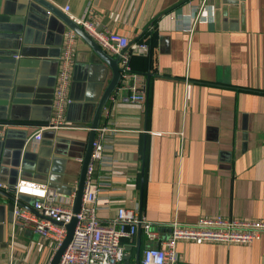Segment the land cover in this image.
I'll use <instances>...</instances> for the list:
<instances>
[{
    "label": "crops",
    "instance_id": "0c3cea01",
    "mask_svg": "<svg viewBox=\"0 0 264 264\" xmlns=\"http://www.w3.org/2000/svg\"><path fill=\"white\" fill-rule=\"evenodd\" d=\"M43 1L69 18L91 14L97 30L151 50L150 70L149 54L129 62L132 72L149 73H138L146 102H127L130 92L119 85L98 117L96 132L108 130L93 177L101 221L118 208H137L167 236L172 223L201 217L264 220V0ZM29 3L0 0L3 24H45L42 33L50 34V44L28 46L40 54L15 58L19 50L0 33V264L50 263L51 242L12 226L13 187L19 180L46 184L73 209L89 129L113 77L104 56L115 60L73 31L70 103L62 124L46 128L53 125L61 47L72 30ZM138 243L158 245L137 231L126 246L133 264ZM175 253L184 264H264V234L247 245L181 240Z\"/></svg>",
    "mask_w": 264,
    "mask_h": 264
},
{
    "label": "built area",
    "instance_id": "2783aa9c",
    "mask_svg": "<svg viewBox=\"0 0 264 264\" xmlns=\"http://www.w3.org/2000/svg\"><path fill=\"white\" fill-rule=\"evenodd\" d=\"M205 1L202 0V4ZM68 9L64 7L63 12L68 13ZM69 19L99 48L115 57L120 70L119 85L130 92L125 100L143 105L146 102V90L138 84L140 74L132 72L129 60L135 55L147 56L149 46L144 42H130L127 38L109 31H98L91 14L84 19ZM75 40L73 31H68L64 36L54 90L53 125L46 128L62 124L63 114L70 103L67 91ZM128 80L132 82L126 85ZM42 129L33 135L35 141L41 139ZM107 131L106 128L98 130L92 142L81 206L77 214L73 213L69 204L63 205L56 192L46 184L19 180L13 187L12 226L30 230L41 240L51 242L54 253L66 237V226L72 218L76 219L72 238L58 264H133L131 257L129 262L125 260V256L129 255L126 246L133 241L138 229L142 230L148 242L158 244L155 247L147 245L141 249L139 264H184L178 262L175 253V244L181 240L237 245L260 240L264 234V220L201 217L192 225L172 223L167 236H160L137 208H118L113 219L107 223L101 221L96 209L99 189L93 177L96 164L103 160L102 139ZM2 132L3 129L0 128V134ZM75 191L76 187L70 198L71 203ZM22 197L31 198L30 206L21 203Z\"/></svg>",
    "mask_w": 264,
    "mask_h": 264
},
{
    "label": "water",
    "instance_id": "95a60500",
    "mask_svg": "<svg viewBox=\"0 0 264 264\" xmlns=\"http://www.w3.org/2000/svg\"><path fill=\"white\" fill-rule=\"evenodd\" d=\"M28 1L31 2V3H29L30 6H31V4H36V5H39L43 8H45L47 10L46 13H48V14L51 12L55 13L61 22L62 29L64 27L70 28L72 31H74L76 34H78L81 38L85 39L92 46V48L95 51L101 53V49L93 42V40L79 26H77L73 21H71L68 18V16H65L61 13H58L55 8H53L52 6H50L49 4H47L43 0H28ZM44 25L45 24H41V25H39V27H37V26H35V24L30 25L29 23L27 24L26 21H23V22L14 23L13 26L12 25L6 26L0 20V33L5 32L11 36V37L9 36L7 41H9V43L13 45V49L19 50V53L16 54V56H14L15 58L17 56H19V57L20 56L21 57L22 56L23 57L36 56L37 54H40V53H36L35 51L29 49L28 46L30 44H35V45H37V44L40 45L42 43L43 44H50V41H49L50 34L49 33H47V34L42 33V30H44V27L46 26V25L45 26ZM49 26H50V23H49L48 27ZM104 59L111 66L113 77H112V80H111L109 86L106 88V90H105V92H104V94H103V96L99 102L98 108L96 110V114H95L94 119L92 121V125L89 129L90 134H89L87 149H86L85 155H84L83 160H82L81 172H80V176H79L78 183L76 186V191H75L76 196H75V203H74V207H73V213L74 214H77L79 212L80 206H81V198H82V193H83L86 169H87L89 159H90L91 145H92V142L94 140L95 132L97 129L98 117L100 115L101 110L104 107V103H105L106 99L114 91V89H116L119 86L120 70L117 67V60L116 59L112 60V59L105 57V56H104ZM3 119H5V116L3 114H0V120H3ZM75 225H76V219L72 218L71 222L66 226V230H67L66 237H65L64 241L62 242L61 246L58 248V250L54 253L49 264H58L61 255L65 251L67 245L69 244V242L72 238ZM139 230L140 229H138V231ZM140 251H141V246L138 243L136 246V256H135L134 264H139ZM125 260L127 262H129L130 256L126 255Z\"/></svg>",
    "mask_w": 264,
    "mask_h": 264
},
{
    "label": "trees",
    "instance_id": "16d2710c",
    "mask_svg": "<svg viewBox=\"0 0 264 264\" xmlns=\"http://www.w3.org/2000/svg\"><path fill=\"white\" fill-rule=\"evenodd\" d=\"M150 52H151V50L149 48V56L147 58V60L149 59V70L151 69V62H152V58L150 59ZM132 57L133 56L130 57V60H131ZM130 60H129V62H130ZM133 72H137V73H142V74H145V75H149V73H147L146 71H142V70H140V71L133 70Z\"/></svg>",
    "mask_w": 264,
    "mask_h": 264
}]
</instances>
